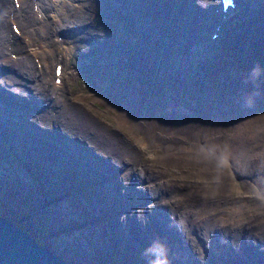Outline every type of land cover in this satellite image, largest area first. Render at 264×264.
<instances>
[{
  "label": "rangeland",
  "instance_id": "rangeland-1",
  "mask_svg": "<svg viewBox=\"0 0 264 264\" xmlns=\"http://www.w3.org/2000/svg\"><path fill=\"white\" fill-rule=\"evenodd\" d=\"M193 2L197 4V7L199 6L196 0ZM12 3L14 4L13 1ZM19 3L21 4L20 1ZM258 3L264 6V0H259ZM28 11L31 16L30 6ZM89 12L90 9L87 10L84 19H87ZM193 12L195 15L194 10ZM140 14L148 15L153 25L158 22L157 16L152 17L154 10L151 5L144 7V12ZM255 15L251 9L245 12L240 11L229 27L224 40L213 44V53L216 58L198 64L193 73L184 75L181 83L172 81L173 77L168 73V67L164 68L163 72H159L156 66L149 67L154 54H158L165 48L164 40L150 41V36L155 34L154 27L147 29L143 34L138 32L134 34V38L139 43L138 46H134L132 41L127 40V46L118 50L117 56H125L123 63L129 66L126 75L129 80H133L131 87L129 83L124 86L118 81L110 84L113 85V89L109 92L110 85L99 87L98 82L92 83V79L86 74L87 71L84 72L88 85L85 86L80 79L84 88L83 93L102 108V112L95 110L91 112L98 120L102 119L100 121L103 126L109 128L110 124L113 127L110 129L117 135L128 138L127 143L130 146L128 149L138 150L137 142L139 141L135 140L124 127L114 124L113 115L126 116L129 124L135 127L138 133L146 135L145 140L156 146L160 152L164 144L159 142L168 144L167 148L160 155H155L153 159L145 157L141 151L138 152L142 169L145 168L142 171L148 176L147 181L150 180L151 183L146 184L148 186L144 188L143 183L136 184L138 179L136 180L134 174L129 178L125 188L129 186L132 197L128 205H123L127 208L124 211L118 209L122 205L117 202V199L122 197L120 184H118L120 164L115 153L99 148L100 151L93 156L86 149L81 161L73 154L71 155L76 161L68 159L70 149L76 150L85 144L91 146L89 141L68 130L67 126L62 129L56 119L48 114L35 113L26 107L5 114L2 108V113L7 116V122L4 124L0 121V127L3 133L5 130L8 146L14 150L17 157L11 161L8 157L11 154L0 144L5 153L0 156V215L7 217L15 226L21 227L28 234L34 237L38 234V238L36 237L38 243H49L47 241L49 237L53 239L55 235L66 231L68 234L81 235L84 239L82 240L84 247L95 255L102 254L108 259L110 254L120 261L118 257L123 260L126 258L125 249L117 246L118 241L114 235L117 217L126 214L128 210L135 209L133 213L126 216L128 219L130 215L136 213L137 229L140 232L135 228L130 229V232L127 228L129 233L126 234L123 230V242L125 244H128V240L136 242L141 253H146L144 235L147 231H152V235H156L159 239H168L172 235L171 232L167 234L165 227L166 224L171 227L172 223L168 216L171 207L167 205L165 198L172 196L173 192L177 194L181 189L193 192L194 184L198 180H202L205 187L210 185L211 180L223 184L232 179L235 170L238 174L244 175L240 193L248 196L247 202L252 208L254 205L256 210L262 209L263 212L264 201L260 195L264 194V190L260 180L264 175V22L249 25L248 21ZM2 16L7 19V10ZM256 17L261 21L264 19V16L256 15ZM124 20L128 23H124ZM201 20L200 23L208 21L204 16ZM133 21L131 17L123 19L124 26L128 28L127 35L130 34L129 29L133 28ZM107 23L110 24L111 21ZM194 23L191 27L196 26ZM166 32H169V29ZM204 33L203 41L205 42L208 34L206 27H204ZM177 37L184 42L186 40L182 34H178ZM245 37H249L250 41ZM165 41L170 47L173 46L172 43ZM96 42L104 46L111 44L118 48L110 32L97 33V40L90 43L89 48H79L78 45L72 53L68 55L63 53L64 60L67 64L71 63L73 54L78 52L84 55L83 62L87 64L96 62L100 65L103 59L97 53V49H94ZM219 45L225 47L228 58L220 55ZM245 48L246 51H244ZM177 49L175 47V50ZM160 78L169 79L170 82L167 84L165 81H159ZM104 79L111 82L110 74L105 75ZM73 94L70 90L69 97ZM167 95L170 97L168 102ZM49 119L55 123L53 129L48 128ZM167 123L170 124L164 128ZM49 133L56 134L50 137ZM3 140L0 138V142ZM96 143L100 145L97 141ZM168 150L170 153L167 158L174 160L170 164H177V166L160 168ZM216 150L218 151L215 152ZM98 155L103 157L105 155V157L100 158ZM93 162L98 163L101 169L100 183L92 178L88 180V173L79 170L85 166L90 172ZM187 172L192 174V178L185 182ZM163 173L170 174L172 178L171 182L165 181L164 186L157 183V177ZM12 176H19V178L14 179ZM237 182H239L238 178ZM255 182H259V186L255 187ZM98 183L99 186L96 185ZM187 184L191 185L186 187ZM89 185L92 188H86ZM142 185L143 188H140ZM102 191L104 193L101 197L115 199V204L118 205H115L114 209H108L102 203L98 195ZM82 194L84 197H79ZM230 197L232 194L226 198ZM171 199L173 200V196ZM215 199L221 200V197L216 196ZM154 201L157 205L153 204ZM132 202H137L138 205L133 206ZM137 209L141 210V213ZM28 215L31 216L26 219ZM132 222L135 224L134 220ZM194 233L199 238H204L201 231ZM173 235L177 244H174V251L171 249V258L173 255L177 262V257L182 259L186 252L181 245L179 233L173 230ZM203 240L206 245L204 250L208 248L207 253L213 263L218 264L221 261L222 264H226L232 257L229 253L232 252V246L229 250L221 249V257H219L210 253V242L205 238ZM188 241L189 245L193 246L196 239L190 236ZM244 241L246 240L242 238L235 246L240 256L248 251L242 250L239 246L242 243L244 245ZM58 249L55 250L59 252ZM199 250L200 248L195 254L199 253ZM131 254L133 260H136L139 253L135 251ZM64 256L70 258L74 264H92L87 256L76 257L69 254ZM197 256L201 264H204L199 254ZM256 260L264 264V255L259 253ZM105 263L108 264L107 261Z\"/></svg>",
  "mask_w": 264,
  "mask_h": 264
},
{
  "label": "bare ground",
  "instance_id": "bare-ground-1",
  "mask_svg": "<svg viewBox=\"0 0 264 264\" xmlns=\"http://www.w3.org/2000/svg\"><path fill=\"white\" fill-rule=\"evenodd\" d=\"M12 1L0 0V113H2V108L3 113L8 114L18 111L21 107H26L35 113L48 114L56 119L62 129L67 126L68 130L87 139L91 145L87 147L88 151L95 154L102 149L115 153L120 164L118 166L120 168L118 184H120L122 197L117 199V202L122 205H119L120 207L118 209L122 211L126 210L127 208L124 206L130 203V198L132 197L129 186L125 188L129 182V178L134 174L136 180L138 179L136 184L141 185L143 183L144 188L148 186L146 184L151 183L150 180L147 181L148 176L142 171L145 168L142 169V162L138 159V152L141 151L145 157L153 159L155 155H160L167 148L168 144L166 142H159L160 144H164V148L160 152L156 146L149 144L145 140L146 135L138 133L136 128L129 124V119L126 116L116 117L113 115L114 124L124 127L135 140L139 141L137 142L138 150L128 149L130 148L127 143L128 138H121L117 135L110 129L113 128L110 124L108 125L109 128L103 126L100 121L102 119L100 118L98 120L91 112L93 110L102 112V108L92 98L87 96V94L83 93L84 88L80 83V79L85 86L88 85V81L84 75L85 73L82 78H76L74 82L70 83L68 82V78H65L62 73L59 75L55 74V64L63 60L64 52L68 55L73 52V49L78 48V45L79 48H89L90 43L97 40V33L110 32L118 48L113 47L111 44L104 46L96 42L94 49H97V53L102 56L103 63L100 65L96 64V62L89 63L86 74L90 76L92 83L98 82L99 87H106L118 81L124 86H126V83H129V87H131L133 80H129L126 75L129 66L123 63L125 56H117L119 55L118 50L120 48L124 49L127 46V40L132 41L134 46H138L139 43L134 38V34L136 32L143 34L147 29L154 27L155 34L154 36H150V41L155 40V42H158L159 40H164L163 45H165V48L161 49L158 54H154L149 67L156 66L159 72H163V69L168 67V73L173 77L172 81L181 83L185 77L184 75L193 73L192 71L198 64L216 58L213 53L214 43H209L207 39L205 42L203 41L205 36L204 27L208 30L212 26L213 20H217V13L215 12L216 1L196 0L199 4L198 7L197 4H194L193 0H118L117 2L111 0H19L21 4L18 0L14 1V4ZM148 5H151L154 10L152 17H158V22L155 25L151 23L148 15L143 16L140 14L144 12V7ZM17 6L19 7L17 8ZM29 6L32 9L31 16H29ZM261 6L259 5L253 8L252 11L256 15L263 17L264 6ZM8 7L10 8L7 9ZM88 9H90L89 15L87 19H84ZM6 10L7 19H4L2 15ZM193 10L195 11V15ZM95 12L105 16H113L111 23L108 24L102 20L99 22V19L94 21ZM256 15L248 21L249 25H257L264 22V19L261 21ZM202 16L207 18V23H200L202 22ZM130 17L134 19V23L132 24L133 28L129 29L130 34L127 35L126 30L128 28L124 26L123 19ZM234 19L235 16H230L228 20H224L227 23L228 29ZM49 20L54 25H48L46 22H49ZM124 23L128 22L124 20ZM193 23L196 26L191 27ZM13 24H17L26 33L27 43L32 47L27 49L25 42L19 41ZM167 29H169V32H166ZM66 31L70 32H68V35L62 37L60 41L53 38H57L60 32L66 34ZM225 33H227V30ZM225 33L222 38L225 37ZM178 34H182L186 38V44L180 37H177ZM165 40L172 43L173 46L170 47ZM55 42H57V45ZM175 47L178 49L175 50ZM246 50L245 48L244 51ZM11 54H14L15 57H10ZM47 57L52 59L49 61ZM126 58H128V53H126ZM165 63L166 65H164ZM96 67H101L102 69ZM58 71L59 68H57ZM107 74H110L111 82H107L104 79V76H107ZM159 81H165L167 84L170 82L169 79L164 78H160ZM89 83H91L90 80ZM72 85L71 91L74 94L71 95L72 97H69V89ZM75 88H81L82 91L75 93ZM109 88V92H111L113 85H110ZM166 97L168 102L170 97L168 95ZM3 113L0 114V121L5 124L7 122V116ZM53 124L55 123L51 119L47 121V125ZM169 124H165L164 128ZM0 132L3 135V137L0 135V138L4 139L0 144L6 147L7 152L11 154L8 157L13 161L16 159L17 154L12 148H9L5 130L3 133L0 127ZM54 134L56 133H49L50 137H53ZM96 141L100 144L99 146ZM82 148L80 147L76 150L70 149L68 159L71 158L74 161L78 159L81 161L84 158ZM2 149L0 147V156L5 154ZM169 153L170 150L166 153V158L160 168L177 166V164H170L174 160L167 158ZM98 156L100 158L105 157V155L104 157ZM79 170L88 173V180L92 178L99 183L102 180L100 177L101 169L96 162H93L90 172H88L85 166ZM159 176L157 177V183L160 185L164 186L165 181H172L168 173H163ZM12 177L14 179L19 178V176ZM243 177L244 175H240L234 170V176L226 183L220 184L216 180H211L210 185L205 187L202 180H198L194 184L195 190L193 192L181 189L177 194L172 193L173 200L171 199L172 196L165 198V202L171 207L168 216L170 218L169 220L172 221L171 227L167 224L165 225L168 231L167 234L171 232L173 235V230L179 233L181 245L185 249L184 252H186L183 255L184 257L182 256V259L177 257V262H175L173 255L171 258V249L174 251V244H177L174 235L170 236L172 238L159 239L156 235H152V231H147L146 235H144V248H146L147 252L143 254L138 249L136 242H132L131 240H128V244L123 242V230L126 234L129 233L127 228L130 232L132 228L140 232L137 229L136 213L129 216V221L126 216L131 212L133 213L135 209H131L132 211L128 210L126 214L117 217V224L115 227L113 226L115 229L114 235L118 241L117 246L125 249L126 260L118 257L120 260L118 261L110 254L108 255V259L102 254L95 255L84 247L82 244V240L84 239L78 234L72 235L66 233V231H62L57 235L54 234L53 239H49V237L47 239L49 243H38L36 241L38 234H35L36 237L29 235L33 237L37 244L50 247L66 264L74 263L70 258L65 257L64 254L74 255L76 257L87 256L90 258L92 264H107L105 261L108 264H121V262L122 264H201L197 259V254H199L204 264H215L207 258L209 254L207 253L208 248L204 250L206 246L204 244V238L210 242L209 251L215 256L221 257V249L226 248L229 250L232 246V252H229L232 257H230L226 264H261L256 260V257L259 253L264 255V211L262 212V209L259 211L256 210L254 205L252 208L251 204L247 202L248 196L240 193ZM191 178L192 174L187 172L184 181L187 182ZM237 178L239 182H237ZM99 183L96 185L99 186ZM260 184L264 190V175L260 180ZM189 185L191 184H187L186 187ZM257 186H259V182H255V187ZM133 187L137 188L138 186ZM1 188L3 189L4 187ZM86 188H92V186L89 185ZM140 188H143V185ZM103 193L104 191L98 194L102 203L108 209H114L115 205H118L115 204V199L103 198L101 197ZM229 194H232V197L227 199L226 197ZM216 196H220L221 200L215 199ZM79 197H84V194ZM260 198L264 201V194H261ZM172 203L175 208H172ZM131 204L133 206L138 205L137 202H132ZM153 204L157 205L155 201ZM137 210L141 213V210ZM30 216L28 215L26 219L30 218ZM132 220L135 221V224ZM15 227L22 229L19 226ZM195 231H201L204 238H199L194 233ZM25 232L28 233L27 231ZM104 234L107 235L108 233L104 232ZM190 236L196 239V242H191L193 246L189 245L188 237ZM108 237L112 238L109 234ZM242 238L246 241H244V245L242 243L239 246L242 247V250L248 251L244 255L241 253L242 255L240 256V252H237L235 246L239 244ZM160 242H163L162 247L158 246ZM198 248H200L199 253L195 254ZM55 249H58L59 252ZM135 251L139 254L137 255V259L133 260L131 253ZM60 252L63 253L60 254ZM218 264H222L221 261Z\"/></svg>",
  "mask_w": 264,
  "mask_h": 264
},
{
  "label": "water",
  "instance_id": "water-1",
  "mask_svg": "<svg viewBox=\"0 0 264 264\" xmlns=\"http://www.w3.org/2000/svg\"><path fill=\"white\" fill-rule=\"evenodd\" d=\"M226 58L229 55L225 52ZM0 264H66L50 247L0 215Z\"/></svg>",
  "mask_w": 264,
  "mask_h": 264
}]
</instances>
